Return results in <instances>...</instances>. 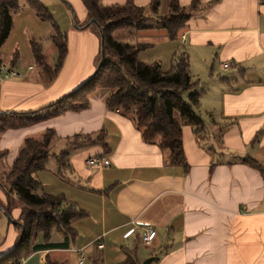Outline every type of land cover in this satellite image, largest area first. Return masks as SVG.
<instances>
[{
    "label": "crops",
    "instance_id": "obj_1",
    "mask_svg": "<svg viewBox=\"0 0 264 264\" xmlns=\"http://www.w3.org/2000/svg\"><path fill=\"white\" fill-rule=\"evenodd\" d=\"M66 1L75 17L68 5L66 9L60 7L68 18L65 25L69 26L64 29L68 33L69 53L63 69L49 87L39 72L38 77L27 73L21 78L0 79V113L41 109L78 89L96 71L100 37L92 27H74L76 21L78 27L87 22V10L81 0ZM133 1L141 7L150 3V0ZM169 1L164 0L163 13ZM178 1L189 5L193 0ZM199 1L180 33V37L186 36L185 42L180 37L170 40L165 30L135 31L134 38L149 45L140 53V60L146 64L160 62L163 69L170 67L173 55L182 46L188 52L191 72L193 61L204 60L210 79L217 78L218 70L226 62L233 63L232 69L224 70L230 76L221 79L211 95L217 105L208 106L209 97L205 94L200 102V111L204 107L207 113L218 109L216 115L212 112L208 116L209 123L202 111L201 114L212 130H217L218 125L225 127L220 135L223 140L220 151L212 154L199 146L192 128L185 125L183 144L190 171L184 175L181 166L165 164V154L157 144L143 141L130 118L106 109L108 90L102 89L90 96L87 110L68 111L24 128L7 130L0 137V150L8 151L7 167L12 166L27 137H38L47 129H54L61 137L105 130L108 143V151L96 145L73 155V169L83 182L69 183L50 171L38 173L46 193L65 195L88 215L73 222L76 235L69 237L67 245L63 246L64 236L54 231L51 242L55 248L36 251L21 264H44L47 255L59 264H120L134 248L140 264L152 257L151 264H264V2ZM101 2L115 5L127 0ZM25 14L39 35L29 27L32 39L45 38L51 25L39 19L31 8ZM158 46L163 47L165 62L161 58L142 57ZM0 58L12 67L11 59L5 62ZM215 59L219 60V67L214 73ZM56 62L57 51L52 45L47 63ZM12 68L21 72L19 61ZM192 78L199 81L193 73ZM259 131L263 132L258 141H253ZM246 156L257 160L262 170L237 162ZM94 157L108 159L110 165L88 166L86 160ZM216 161L221 163L210 175L211 163ZM0 201L6 202L1 189ZM20 213L21 209L16 207L13 218L18 219ZM2 218L0 258L14 250L19 237L12 222ZM147 226L156 231V239L154 245L147 247L150 252L144 248L139 251ZM98 240L104 243L102 249L98 248ZM37 242L43 243L42 237Z\"/></svg>",
    "mask_w": 264,
    "mask_h": 264
},
{
    "label": "trees",
    "instance_id": "obj_2",
    "mask_svg": "<svg viewBox=\"0 0 264 264\" xmlns=\"http://www.w3.org/2000/svg\"><path fill=\"white\" fill-rule=\"evenodd\" d=\"M26 5L35 11L37 17L48 22L52 28L50 40L57 51V62L49 65L41 40L32 39L30 46L33 60L38 68L39 76L45 86H51L61 70L69 53L68 33L62 31L54 21L53 13L40 0H24ZM87 10V22L77 28L95 27L101 41L99 63L104 59L100 69L96 71L82 86L61 97L53 103L31 112L6 111L0 113V137L9 129L21 128L38 121L46 120L68 111H82L90 107V96L97 90H108L106 107L130 118L142 139L148 144H157L165 154L167 166H181L184 175L190 171L184 144L183 127L190 126L198 144L212 154L219 150L213 143L205 145L211 138L223 144L220 135L223 126L209 132L200 110L201 92L197 90V82L193 81L188 52L183 48L176 52L168 69H163L160 62L146 64L140 60V53L149 45L146 43L122 42L114 38V33L133 28L135 31L165 30L169 39L176 41L199 6V0L189 5H181L178 0H170L165 13L161 11L164 0H150L148 7L138 6L133 0L124 4L104 5L101 0H81ZM21 0H0V48L9 37L14 25V14L21 8ZM95 19L96 23H90ZM19 61L16 52L10 61L13 67ZM3 60L0 58V65ZM98 63V64H99ZM98 67V65H97ZM43 114L38 119L27 118L34 113ZM263 131L255 136L258 141ZM57 138L54 129L45 130L38 137H27L11 167H5L7 150H0V189L6 202L0 201V215L4 211L15 221H10L19 237L14 250L0 258V264H21L34 252L55 248L52 240L54 231L62 234L65 239L63 246L68 244L69 237L74 238L76 232L72 224L84 218L88 212L65 195H51L44 191L38 173L47 170L50 162V148ZM72 139V140H71ZM71 142L56 157V171L61 180L77 183V180L65 179L62 170L74 171L71 153L82 148L100 145L108 151L106 132L101 130L92 134H76L68 137ZM76 153V152H75ZM237 162L262 170V166L252 157L239 158ZM221 161L211 163L210 175ZM75 172V171H74ZM73 173V172H72ZM74 175V174H73ZM73 178H78L73 176ZM107 191V190H106ZM99 193L100 191L95 190ZM19 207L18 219L12 216L13 210ZM24 228V237L17 247L20 234ZM42 237L43 243H38ZM136 248L129 252L120 264H140L136 257ZM44 264H59L50 255ZM99 264V263H97Z\"/></svg>",
    "mask_w": 264,
    "mask_h": 264
},
{
    "label": "rangeland",
    "instance_id": "obj_3",
    "mask_svg": "<svg viewBox=\"0 0 264 264\" xmlns=\"http://www.w3.org/2000/svg\"><path fill=\"white\" fill-rule=\"evenodd\" d=\"M40 1L43 4H45L51 10V12L53 13L54 21L60 26L62 31H64L65 28L69 27V26L65 25L68 23L67 15L64 12L60 11V7H64L66 9V5H68L70 14L73 17H75V13L66 0H40ZM57 1H63V2H57ZM57 3H59V5H56ZM21 4L22 5H21L20 10L14 14V25H13L14 28H12L9 37L5 41L6 43L5 42L3 43L2 48L0 49V56L5 59L4 60L5 62H8L10 59H12L14 57L15 53L18 52L19 53L20 71L21 72L26 71L25 74H23V77H25L27 73H30L31 76L36 77L40 70L38 71L37 70L38 68H36V67H33L32 69L29 68V65L35 66L32 51H31V46H30V39H32L34 36H33V33L31 32V30L29 29V27H31L33 29L36 36H39V35L36 33V30L34 29L33 21L30 20L28 14H25L29 7L26 5L24 0H21ZM46 23H47V25H50V23H48V22H46ZM78 23L81 24V21L79 20ZM76 24H77V21H76V23L73 24L74 27L76 26ZM92 28L95 29L94 26H92ZM134 33H135V29L129 28V29L119 30L113 36L118 41L131 42L132 43V42H137L136 39L134 38ZM26 34H27V36H26ZM51 34H52V28H49L48 35L45 38L40 39L44 45V53H45L48 61H50V49L53 45L51 40H50ZM27 37L29 38V40L27 39ZM175 46H177V44H175ZM142 57L147 58V59L161 58V60H163V62H165L164 60H167L166 54L163 51L162 46H158L155 49H149L148 51H146L145 53L142 54ZM164 65H165V63H164ZM220 65L222 66L223 63H220ZM214 67L216 68L213 71L215 73V72H217L215 70H218V67H219V60L218 59H215ZM232 68L233 67L231 66L230 69H232ZM224 70H225L224 67L222 68V70H218V73L216 74L217 78L216 79L215 78L210 79L209 74H208L210 72V70L206 68V64H205L204 60L198 59V60L192 62V73L195 76H197L199 79L196 87H197L198 92L202 93L201 97H200V102H201L202 96L205 94V95H208L207 97H209L208 98L209 102H207L208 106L215 107L217 105V100L211 99V95H213V92L215 91L216 87L219 86V82L221 81V79L223 80V78L230 76V74L224 72ZM106 109H107V107H106ZM206 110L207 109L205 107L201 108V111L203 112V117L209 123L211 121L208 119V116H210L212 114V112H214V115H216L218 112V109H215V111L211 110L209 113H207ZM82 111H84V110H82ZM82 111H78V112H82ZM201 111H199V112L201 113ZM47 113H48V111H44L42 114L34 113L33 115H29L27 118L38 119L43 114L45 115ZM63 114H65V113H63ZM63 114H61V115H63ZM58 116H60V115H58ZM58 116H55V117H58ZM55 117H53V118H55ZM38 122H40V121H38ZM35 123H37V122H35ZM35 123H33V124H35ZM30 125H32V124H30ZM30 125H28V126H30ZM25 127H27V126H25ZM206 127H207L209 132L214 131V130H212V127L207 126V125H206ZM21 128H24V127H21ZM15 129H19V128H15ZM73 136H70V137H73ZM211 138H214V137L208 138L205 141V145L212 146V143H213L219 149L220 143H218V140L214 139L211 142V140H210ZM71 140L69 141L68 137H61V136L57 135V138L54 141V144L50 148V151H49L50 152V162H49V165L47 167V170H45V171H50L49 173L53 174L54 176L58 174L57 171H56L57 174L55 173V169H57L56 164H55L57 162L56 157H58L60 155L62 150H64L65 148H68V143H70ZM86 149H88V147L82 148V150H86ZM82 150L75 151V152L79 153ZM218 151H220V150H218ZM75 152L71 153V158H70L71 160H72L73 155L76 154ZM5 165L7 166L6 160H5ZM74 171H72L73 172L72 173V172L68 171L67 169L62 170L63 178H65V179L71 178L73 180L82 181L80 178H73L74 175H75V177H78L77 171L76 172H74ZM49 177L53 180L52 176H49ZM57 177L60 178L58 175H57ZM38 178H39V174H38ZM0 216L6 218V216H4L3 214H1ZM4 218H2V221H5ZM147 247L148 246L145 247V245L141 243L139 245V251L144 248L145 251L150 252L151 249L147 248ZM139 251H138V253H139ZM148 259H150V258H147L146 261Z\"/></svg>",
    "mask_w": 264,
    "mask_h": 264
},
{
    "label": "built area",
    "instance_id": "obj_4",
    "mask_svg": "<svg viewBox=\"0 0 264 264\" xmlns=\"http://www.w3.org/2000/svg\"><path fill=\"white\" fill-rule=\"evenodd\" d=\"M264 2V0H261ZM182 39L183 42L186 41V36L181 35L180 40ZM232 62H226L224 64L225 70L229 69L232 66ZM33 66H30V69H32ZM23 77V74L16 69H13L8 64L3 63L0 65V79L1 80H7L11 78H20ZM86 164L88 166L92 167H102V166H108L110 165V161L108 159L102 158V157H94V158H88L86 160ZM156 231L151 227L147 226L144 229V232L142 233V242L145 246H152L154 245L155 239H156ZM98 248L102 249L104 247V243H102L101 240L97 241Z\"/></svg>",
    "mask_w": 264,
    "mask_h": 264
},
{
    "label": "water",
    "instance_id": "obj_5",
    "mask_svg": "<svg viewBox=\"0 0 264 264\" xmlns=\"http://www.w3.org/2000/svg\"><path fill=\"white\" fill-rule=\"evenodd\" d=\"M90 23H96L95 19L91 20V21L89 22V24H90ZM76 27H77V25H76ZM101 53H102V60H101L100 63L98 64L97 69H100V68H101V66H102V62H103V59H104V50H102ZM0 208H1V205H0ZM4 215H5L10 221L15 222V221L9 216L8 212L4 211ZM23 237H24V228H22L21 236H20V239H19V241H18V245H17V247L21 244V242H22V240H23ZM153 260H154V258L152 257V258L148 259L144 264H151V263L153 262Z\"/></svg>",
    "mask_w": 264,
    "mask_h": 264
}]
</instances>
